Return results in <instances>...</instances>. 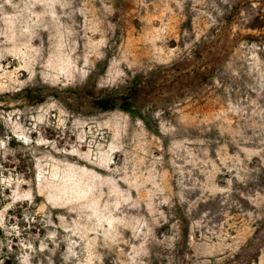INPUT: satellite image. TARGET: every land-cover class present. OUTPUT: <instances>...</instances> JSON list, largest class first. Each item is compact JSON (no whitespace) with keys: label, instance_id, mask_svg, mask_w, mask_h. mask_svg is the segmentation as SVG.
Returning a JSON list of instances; mask_svg holds the SVG:
<instances>
[{"label":"rangeland","instance_id":"374dc122","mask_svg":"<svg viewBox=\"0 0 264 264\" xmlns=\"http://www.w3.org/2000/svg\"><path fill=\"white\" fill-rule=\"evenodd\" d=\"M0 264H264V0H0Z\"/></svg>","mask_w":264,"mask_h":264},{"label":"trees","instance_id":"16d2710c","mask_svg":"<svg viewBox=\"0 0 264 264\" xmlns=\"http://www.w3.org/2000/svg\"><path fill=\"white\" fill-rule=\"evenodd\" d=\"M114 102V97L111 94L102 95L92 101L94 106H96L100 111H110L114 109Z\"/></svg>","mask_w":264,"mask_h":264}]
</instances>
